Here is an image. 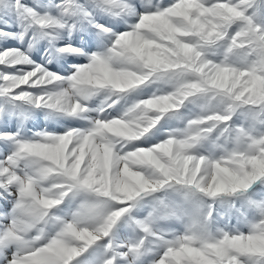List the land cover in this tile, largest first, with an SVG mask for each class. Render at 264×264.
Returning a JSON list of instances; mask_svg holds the SVG:
<instances>
[{
  "label": "snow or ice",
  "instance_id": "1",
  "mask_svg": "<svg viewBox=\"0 0 264 264\" xmlns=\"http://www.w3.org/2000/svg\"><path fill=\"white\" fill-rule=\"evenodd\" d=\"M8 41L0 264H264V0H0Z\"/></svg>",
  "mask_w": 264,
  "mask_h": 264
},
{
  "label": "bare ground",
  "instance_id": "2",
  "mask_svg": "<svg viewBox=\"0 0 264 264\" xmlns=\"http://www.w3.org/2000/svg\"><path fill=\"white\" fill-rule=\"evenodd\" d=\"M7 46L18 47V46H21V45L18 42H16V41H8V42L0 43V48L7 47ZM42 56H43L42 52L33 53V58H35L37 60H40ZM78 60H80V59H77L75 57H69L68 58V62L69 63H75V62H78ZM63 63L64 62L61 61V64H63ZM49 67H52V66L50 65ZM53 70H57V69L53 68ZM43 113H44V111L37 110V111H35V113L32 116V118H28L27 119V120H32V121H28V123L26 121V123H27L26 124V128L30 129V131L28 132L29 135L32 132H35L36 130H39L40 128L45 127V126L47 127L48 130H51V131H57L58 127L61 128L60 129L61 131L64 130L65 128H67V127H71V122L69 124H65V123H63V120L58 121V120H55V119L54 120L50 119L48 117H45ZM73 124H75V123L73 122ZM16 126H17V124H16L15 121L10 125V127H12V128H15Z\"/></svg>",
  "mask_w": 264,
  "mask_h": 264
},
{
  "label": "rangeland",
  "instance_id": "3",
  "mask_svg": "<svg viewBox=\"0 0 264 264\" xmlns=\"http://www.w3.org/2000/svg\"><path fill=\"white\" fill-rule=\"evenodd\" d=\"M137 3H139V0H137ZM12 47H15V46H12ZM18 47H20V46H18ZM79 59H80V60H78V62H75V63L85 62V61L83 60V58H79ZM43 114H44L45 117H48V116L46 115L45 112H44ZM33 115H34V114H33ZM33 115H30L29 118H32ZM48 118L53 119V120L55 119V120H58V121L63 120V123H65V124H69V123L71 122V127H80V126H83V124H84L83 121L74 120V119H65V118H63V117H55V118L48 117ZM28 121H32V120H27V123H28ZM67 122H68V123H67ZM73 122H74L75 124H73ZM27 123H26V124H27ZM61 124H62V123H61ZM45 127H46V126H45ZM45 127H42V128H40L39 130H36V131H40V130H43V129H47V127H46V128H45ZM60 129H61V128L58 127V130H57V131H61ZM49 131H51V130H49ZM30 135H31V134H30ZM152 142H155V140L153 139Z\"/></svg>",
  "mask_w": 264,
  "mask_h": 264
}]
</instances>
